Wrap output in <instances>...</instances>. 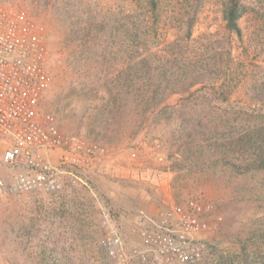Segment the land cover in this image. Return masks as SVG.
<instances>
[{
  "label": "rangeland",
  "instance_id": "1",
  "mask_svg": "<svg viewBox=\"0 0 264 264\" xmlns=\"http://www.w3.org/2000/svg\"><path fill=\"white\" fill-rule=\"evenodd\" d=\"M225 1L162 0L161 38L174 39L185 2L198 6L191 49L208 34L227 37ZM243 4L241 36L228 35L233 82L242 83L219 102L171 95L165 82L152 100L157 82H137L145 30L137 0H0V13L47 48L42 109L62 131L109 150L86 182L0 197V264H107L106 217L131 248L145 218L190 198L213 206L212 251L197 264H264V169L252 167L264 104L247 94V82H264V0Z\"/></svg>",
  "mask_w": 264,
  "mask_h": 264
},
{
  "label": "built area",
  "instance_id": "2",
  "mask_svg": "<svg viewBox=\"0 0 264 264\" xmlns=\"http://www.w3.org/2000/svg\"><path fill=\"white\" fill-rule=\"evenodd\" d=\"M48 74L46 46L0 13V197L58 191L108 165L104 144L62 131L42 109ZM212 210L200 198L172 203L158 218L142 221V243L131 248L106 217L101 247L107 264H197L212 251Z\"/></svg>",
  "mask_w": 264,
  "mask_h": 264
},
{
  "label": "trees",
  "instance_id": "3",
  "mask_svg": "<svg viewBox=\"0 0 264 264\" xmlns=\"http://www.w3.org/2000/svg\"><path fill=\"white\" fill-rule=\"evenodd\" d=\"M137 1L140 10L145 14L137 82H157V90L153 93L152 100H155L160 93V85L165 82L166 87H170L171 95L228 102L242 83L233 82L231 44L228 35L241 36L239 21L246 13L243 0H226L222 4L221 18L227 37H220L218 33L208 34L206 42L199 44L197 49L190 47L197 42L192 38L198 13L197 2L190 5L186 2L184 5L178 4L176 14L179 27L176 29L174 39L168 41L161 38L159 33L162 0ZM148 44L153 51L146 48ZM247 94L251 100L264 104V82H247ZM227 122L222 121L221 127H227ZM253 133L264 134V127L254 129ZM257 140L258 138L255 141ZM252 143L255 142L251 139L246 142L249 146L253 145ZM257 148L262 150L258 151L257 164L252 167L264 169V137L259 140Z\"/></svg>",
  "mask_w": 264,
  "mask_h": 264
}]
</instances>
